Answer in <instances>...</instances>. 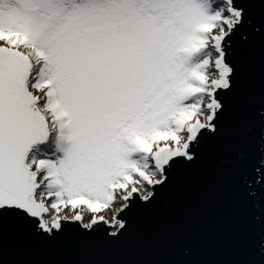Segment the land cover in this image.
Wrapping results in <instances>:
<instances>
[{"label": "snow or ice", "instance_id": "1", "mask_svg": "<svg viewBox=\"0 0 264 264\" xmlns=\"http://www.w3.org/2000/svg\"><path fill=\"white\" fill-rule=\"evenodd\" d=\"M0 42V246L115 243L224 139L264 0H0ZM241 181L264 200V148Z\"/></svg>", "mask_w": 264, "mask_h": 264}, {"label": "water", "instance_id": "2", "mask_svg": "<svg viewBox=\"0 0 264 264\" xmlns=\"http://www.w3.org/2000/svg\"><path fill=\"white\" fill-rule=\"evenodd\" d=\"M264 107V54L257 46L233 100L225 137L206 148L119 241L81 243L71 236L48 246L9 237L2 264H264V200L247 195L241 177L261 145L248 134ZM49 138V137H48ZM48 141V139H47ZM47 141L33 145L44 147ZM259 179V177H257Z\"/></svg>", "mask_w": 264, "mask_h": 264}, {"label": "trees", "instance_id": "3", "mask_svg": "<svg viewBox=\"0 0 264 264\" xmlns=\"http://www.w3.org/2000/svg\"><path fill=\"white\" fill-rule=\"evenodd\" d=\"M61 133H63V138L61 137ZM67 129H59L53 130L49 134V138L47 141V145L44 147L36 146L30 153L31 160L33 158L42 159V158H51L53 160L62 159L64 153L70 146V142L66 139Z\"/></svg>", "mask_w": 264, "mask_h": 264}, {"label": "rangeland", "instance_id": "4", "mask_svg": "<svg viewBox=\"0 0 264 264\" xmlns=\"http://www.w3.org/2000/svg\"><path fill=\"white\" fill-rule=\"evenodd\" d=\"M0 43H2V42H0ZM70 147V146H69ZM28 159H29V157H28Z\"/></svg>", "mask_w": 264, "mask_h": 264}]
</instances>
